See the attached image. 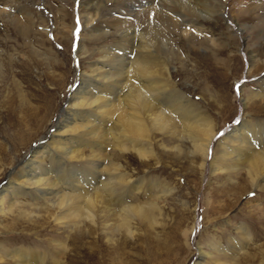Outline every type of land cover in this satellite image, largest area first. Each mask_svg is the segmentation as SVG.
<instances>
[{
	"label": "rangeland",
	"instance_id": "1",
	"mask_svg": "<svg viewBox=\"0 0 264 264\" xmlns=\"http://www.w3.org/2000/svg\"><path fill=\"white\" fill-rule=\"evenodd\" d=\"M212 1L222 5L212 18L199 16L187 24L185 17L170 16L152 48L164 59L172 84L208 115L215 146L240 114L264 123V0ZM81 2L85 0H0V264H19L17 255L23 251L43 253L42 264H264V190L249 181L247 164L211 173L215 165H227L213 161L216 146L201 167L183 129L147 134L153 156L144 158L115 146L114 139L123 133L113 125L117 136L110 134L102 146L82 144L79 157L69 161L85 167L100 154L109 169L120 165L127 181H143L140 191L130 184L126 196L134 204L148 207L151 202L156 208H149V220L131 214L126 224L131 232L112 228L120 214L118 201L105 218L97 211L94 219L58 220L57 197L49 191L43 197L18 190V172L41 150V142L52 139L79 75H94L91 65L99 51L121 39L112 28L88 33L79 17L95 11L81 8ZM92 2L105 14L123 0ZM78 42L85 53L76 51ZM242 99L248 101L241 108ZM45 155L42 164L53 170L50 176L63 175L56 171L60 162ZM164 183L171 193L153 199L155 186ZM9 184L17 189L13 195ZM244 232L251 241L239 235Z\"/></svg>",
	"mask_w": 264,
	"mask_h": 264
},
{
	"label": "bare ground",
	"instance_id": "2",
	"mask_svg": "<svg viewBox=\"0 0 264 264\" xmlns=\"http://www.w3.org/2000/svg\"><path fill=\"white\" fill-rule=\"evenodd\" d=\"M92 1L80 3L81 8H92L95 11L94 15L87 13V10L86 13H81L80 24L85 25L90 34L112 28L119 31L121 39L99 51L98 60L91 65L94 75H79L77 87L69 98L70 103L54 128L55 133L50 136L52 139L37 146L41 150L34 152L32 159L18 172L19 175H15L19 182L16 186L23 193L34 190L44 197L49 191L51 196L57 197L55 207L58 208V218L55 219L58 220L64 219V216L94 219L97 211L103 212L105 218V214H113L110 211L111 205L118 201L121 204L120 214L112 228L117 230V227H125V230L131 232L129 225H126L131 214L141 215V220H149V208H156L151 202L148 207L134 204L126 196L130 184L134 190L140 191L143 181H127V175L120 172L121 166H111L109 169L103 164L100 154H95L85 167L70 164L69 161L79 157L82 144L102 146L105 141L108 142L110 134L111 137L117 136L112 127L117 125L123 135L114 139L115 146L122 151L133 149L144 158L153 156L151 145L145 142L147 134L156 130L169 132L170 128L176 133L183 129L192 142L191 152L201 157L200 166H203L205 159L210 157L209 152L216 137L213 124L194 101L172 84L164 59L160 56V62L156 49L152 47L155 46V38L160 36L159 28L167 25L170 16L173 15L175 19L185 17V22L191 24L199 16L212 18L213 13L218 7L222 8V5L212 0H123L116 10L101 14L98 12L99 5H94L95 2ZM107 18L110 20L106 21V25L104 22ZM123 23L127 25L123 26ZM140 27L150 33L145 36L139 30ZM239 31L242 33L240 28ZM76 51L79 54L86 52L81 42L77 43ZM247 101L248 99H242L241 108L246 106ZM60 135L63 138L54 139ZM215 146L213 161L227 165H213L211 173L226 172L240 164H247L249 181L255 188L264 190V123L252 122L240 114ZM45 153H50L52 160L56 158L55 161L60 162L56 171L60 174L63 172V175L50 176L53 170L42 164L46 158ZM104 173L106 178L102 175ZM23 184H30L33 189L25 191ZM8 187V192H12L10 195L17 190L13 185L9 184ZM155 187L159 189L151 193L152 198L162 199V195L166 196L172 191L167 183ZM3 205L4 201L0 197L1 210L4 209ZM243 229L240 227L242 232ZM187 233L188 230L185 235ZM239 235L247 242L252 240L247 232ZM236 247L239 251L242 249V245ZM218 248L216 250L219 252L223 249ZM22 250L24 249L19 251ZM17 258H20L19 264H29L32 260L35 262L33 264H42L44 256L43 253L34 252L32 255L23 251Z\"/></svg>",
	"mask_w": 264,
	"mask_h": 264
}]
</instances>
